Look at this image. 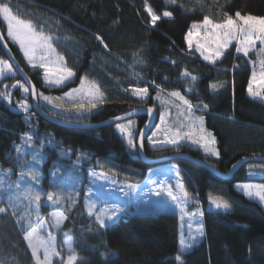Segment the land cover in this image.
<instances>
[{"label": "trees", "instance_id": "16d2710c", "mask_svg": "<svg viewBox=\"0 0 264 264\" xmlns=\"http://www.w3.org/2000/svg\"><path fill=\"white\" fill-rule=\"evenodd\" d=\"M10 1L18 4L14 8L41 13L55 21L75 41L72 50L55 42L74 75L60 86H46L39 70L30 69L16 44L7 38L5 23L0 18V29L7 44L37 91L60 94L85 77L97 83L105 95L103 102L86 116L68 119L97 122L149 104L156 108L158 117L161 109L156 101L149 97L140 101L129 96V91L124 89L129 84L123 82V74L109 67L108 62L113 61L117 66L133 69L150 93L161 91L169 95L179 91L194 106L198 117H203V126L215 137L219 152L218 157L206 155L185 141L175 146L149 148L146 138V155L159 157L184 151L225 171L243 155L264 152L259 150L260 140L264 141V125L253 119L260 98L249 95L243 75L253 67L258 53L251 51L245 56L236 52L235 43H230L223 55L210 62L191 48L180 49L160 40L162 35L183 39L189 26L204 16L222 20L224 13L234 16L239 11L242 15L264 17V0H176L175 3L148 0V5L161 17L155 24V35L149 34L151 18L139 0ZM164 11H170L172 16L164 17ZM0 58H5L1 47ZM138 60L143 63L142 67L135 64ZM185 70L191 75L182 76ZM191 76L197 79L193 81ZM18 79L21 80L17 74L0 77V93L4 94L0 95V167L17 162L16 147L29 140V136L26 162L30 144H42L40 174L45 179L52 171L66 170L69 160L81 164L83 173L86 168L97 169L131 184L142 182L152 168L175 165L185 191L202 210L203 235L183 251V264H264V208L234 186L247 181L264 184V175H248L245 169L248 164L264 166V163L249 162L227 179L177 157L145 163L137 156L135 146L130 147L119 134L116 123L86 129L67 128L44 120L31 105L29 115L16 109L14 101H7L5 96H17V89L11 91V85ZM211 84L217 87L213 89ZM28 100L30 104L29 93ZM129 119L135 122L137 133L145 116ZM226 131L233 137L232 153L224 147L223 132ZM209 196L225 199L230 208L224 211L207 207ZM48 208L49 203L41 205L43 211ZM66 209L61 230L69 235L79 256L75 264H178L175 257L180 232L175 212L135 211L129 205L117 220L102 228L93 216L81 209L70 210L69 204ZM108 249L115 252L101 255L102 250ZM0 264H37L8 210L0 212Z\"/></svg>", "mask_w": 264, "mask_h": 264}, {"label": "rangeland", "instance_id": "374dc122", "mask_svg": "<svg viewBox=\"0 0 264 264\" xmlns=\"http://www.w3.org/2000/svg\"><path fill=\"white\" fill-rule=\"evenodd\" d=\"M139 1L142 4H145V0H139ZM5 2H7L10 5L13 14L17 15L21 19L30 20L37 27L38 30L42 29L45 35H48L52 38V44H53V47L56 49V53H52L49 55V58L51 60L55 61L57 54H59L60 56H63L56 48L55 42L65 45L70 50L74 49L75 41L73 40V38H71L69 34H66L65 32L61 31L58 28L55 21L49 19L45 15L41 16V13L29 12L28 10H24L23 8L22 9L14 8L18 5L16 2H13L10 0H5ZM147 3H148V0H147ZM24 14L26 15V17L23 16ZM247 15H250V14H247ZM251 16L260 17V16H255V15H251ZM233 17L235 18V15ZM212 20L214 22H221L223 19L222 20L212 19ZM4 23H5V28H6L5 34L7 35V25H6V22ZM155 27L156 26L153 25L152 23L150 24V32H149L150 35H155V31H156ZM203 35H204V32L202 29L200 30L199 35L194 34L193 45L191 47V49L195 50L200 56L201 54L199 51L196 50L195 44H196V40L203 37ZM7 38L11 42H13L8 36ZM160 40L161 42L167 41V42H170L171 44H175L180 49H183L185 47L189 48L185 40V36L183 39H177L175 37H171V36L167 37L166 35H162V38ZM231 43L236 44L235 41H232ZM18 46L17 48H18L19 53L22 56L23 61L27 64V66L30 69L36 68L39 70L40 78L44 85L56 87V86L62 85L63 83H65L66 81L72 78L70 77L66 79L60 85L46 83L44 80V69L38 66V58H39V55H41L42 53L40 52L37 53V66L33 67L25 59L23 52L20 50V47ZM210 47H215V45L214 44L210 45ZM251 51H256L259 57L254 62L253 67H250V69H247V71L243 74L245 75L247 89H248L249 79L251 78L253 71H255L257 75L259 76V73L261 71L260 60L264 59V54L260 53L259 41H257L256 47L251 49L249 52ZM201 57L203 58V56ZM0 59L6 60L5 58H0ZM103 62L104 60H102V63ZM108 63L111 69L113 67L114 69H116V71H119L120 73L123 74V82H126L129 84V86L124 87V89L129 91L130 97L136 98L140 101H144L145 99L149 97L153 99L154 101H156V103L159 105L161 109V111L158 114L157 121L154 124V127L148 134V137H152L153 141H156V143H149L148 137H146L147 146L149 148H153L156 146H162V145L174 146V145H177L185 141L187 143H190L191 145L199 146L202 149V153L206 155H211L210 153H205L204 148L201 147L200 143H193L192 139H189L186 136L179 139L176 144H169L165 142V136L168 135L169 137H171L173 134L171 131L168 130L169 127H172L174 131L175 128L180 127L181 124H184L185 127L182 128V132L186 133L189 131V128L187 127V125L190 123V121L186 119L187 106L183 105V103L177 100V98L171 97L170 95H167V93L161 92V91L150 93L148 90L147 95L144 96L143 98L135 95L133 92V89L145 88V87L141 83L142 80L132 72L133 69L130 66L129 67L132 69L131 71L126 66H123L124 68H122L120 66H117L115 63H113V61L108 62ZM63 64H65L68 67V65L66 64L65 57H64ZM135 64H137V66L139 67L143 66V63H141V61L139 60L136 61ZM9 74L13 75L15 74V71L14 70H12L11 72L5 71L3 74H0V77L9 75ZM85 80H86L85 89H87L89 84H92V83H94L98 87L97 83L90 81L87 78H85ZM17 81H20L21 83H23L21 80L18 79L14 81L13 84L11 85V91L13 88L17 89V92L15 93V95L17 96L12 97L10 95H6L8 99L6 98L5 99L7 101L9 100L14 101L16 109L23 111L24 113L26 112L29 115V107H30L29 100H28L29 92H24L19 87V85L16 83ZM257 83L258 82H254L253 84L254 89L256 88ZM13 85H16V86L13 87ZM80 86H81V78L76 86H73L60 94H49V93H44L38 90L37 92L38 102L44 108H46L47 110H49L50 112L56 115L63 116L65 118H75V119L82 118L83 116H86L93 109V108L87 107V98H83L82 94L80 95L74 94L75 102H79L83 98L84 103H85V108L76 109L72 107V103L74 101L70 99L69 97L64 96L65 93L69 92L72 89L80 88ZM99 91L100 93H102L100 88H99ZM41 93L44 96L53 98V102L48 103L45 100H43L40 97ZM104 96L105 95L103 94L102 98L98 99L96 106L100 104L101 101L103 102ZM56 97H62V99L57 101L54 99ZM255 97L260 98V105L257 111L255 112L253 119L256 123L264 125V97L262 96H255ZM24 101L27 102V110H24L18 107V105ZM162 112L165 114L166 123L164 125H161V113ZM192 116L198 117V113L195 112V110H193ZM129 121L133 122L130 129H128L132 132V139H133L134 137L133 135H135L136 133L135 132V129H136L135 122L133 121V119L121 121L115 124V128L117 129L119 134L126 139L127 142L128 140L126 138V133H121L119 129L116 127V125L121 124V125L127 126ZM157 125H161V128L159 130L157 129ZM195 126L196 128H199L200 121H196ZM207 132H210V131L207 130ZM153 133H157V135L153 136ZM223 136H224V147L228 149L229 153H232L234 149V143H233V137H232L231 132L229 131L223 132ZM193 139H198V133L193 136ZM28 141L29 140L26 139L25 142H22L21 145H18L20 148L19 152H17L18 146L16 147L15 154H16L17 162L7 167H0V207H3L5 211L8 210L10 212L20 233L22 234L23 240H24L25 233L28 231H31L32 228H38L39 235L43 236L44 238H49V234H51V237L54 238L57 251H59L62 254V258L66 260L67 255H68V249L65 246V240L66 239L71 240V238L66 232H63L61 230L62 223L59 225V227L52 226V224L54 223V219H55L52 216V214L62 212L65 217L66 214L64 211L67 210L66 204H69L70 210H73L75 208L81 209L88 215H90L89 205L94 204L95 208L92 209L93 214L91 216L95 218V221H96L95 213L98 212L101 208L110 207L112 205H118L121 209H123V211L119 212L117 216L113 218L112 221H106L107 225L113 222L114 220H117L119 216L125 211V208L129 207V205L135 211L146 210V211L154 212L158 210H169V211L175 212L178 216V225H179V232H180V240L178 242V252H180L182 239L186 243H189L191 235L196 236L195 242L202 237L196 231L197 228L199 227H202L203 229L202 219H201V213H202L201 206L195 203L193 198H191L188 195L187 197L188 202L186 204H183V203L181 204V207L184 208V214H183V220H182L181 212H180V209L176 207V202L172 201V199L167 195V192L164 190L170 186L173 193L177 194L178 197L182 196V193H180V190L177 188L178 184H182V180L180 178L178 168L173 167L172 164L171 165L165 164L166 166H162V168L167 167L166 169H162L160 167L153 168L154 170L150 173L146 182L140 185H137V184L134 185V184H131L125 181L117 180L112 175L104 174L102 172H95V171L90 170L89 168H86V171H84L85 173H83L81 164H78L77 162L72 161V160H69L67 162L66 170L64 169V171H54V172L52 171L51 176L45 179L43 177L44 174L43 173L40 174L42 144H38V143L30 144V149L28 152L27 162H26ZM259 143H260L259 150L260 151L262 149L264 150V141L260 140ZM129 146L133 147L132 145H129ZM210 147H213L216 150L215 145H211ZM250 165L253 166L251 169L249 168ZM245 169L248 175H254V176L264 175V166L262 165L248 164L245 166ZM30 171L37 174L35 180H33L31 176L28 175ZM250 172L252 174H250ZM90 173H95V175H90ZM161 182H163V184H161ZM17 184L20 185L19 188H17ZM241 184H260V183H257L255 181L235 183L234 186L245 194L242 188L237 187V185H241ZM29 192H31V195H29ZM36 192H39L41 194V199L39 202H36L32 199V196ZM48 192L59 194L62 198L57 202H53V201L47 202ZM26 196H28V198H25ZM246 196L255 199L264 208V202L260 201L258 197L249 196V195H246ZM9 197H11V202L9 200ZM209 197L206 203L207 207L214 209V210H224V211L230 208L229 207L227 209H223V208L217 209L215 207V204L210 201ZM213 198L222 199L220 197H215V196ZM222 200L226 201L225 199H222ZM43 203H49V208L46 209V211H43L41 209V205ZM41 220L45 222L43 225H40L39 223V221ZM190 224H191V228L189 227ZM24 242L26 243L28 247V243L25 240ZM187 248L185 250H187ZM28 249L32 254V250L29 247ZM113 252H115L114 249L102 250L101 255L102 254L107 255ZM39 256L42 260L43 259L42 250L39 253ZM78 258L79 256L77 254V259ZM34 260L36 261L35 258ZM52 260H53V264H61V256H54L52 257Z\"/></svg>", "mask_w": 264, "mask_h": 264}, {"label": "snow or ice", "instance_id": "6c2138e0", "mask_svg": "<svg viewBox=\"0 0 264 264\" xmlns=\"http://www.w3.org/2000/svg\"><path fill=\"white\" fill-rule=\"evenodd\" d=\"M176 0H165V3H175ZM145 10L150 16V23L153 25L156 24L157 20L161 17L158 16L153 9L148 5L147 0H145ZM164 17H171L172 13L170 11H164L162 13ZM0 18L7 25V36L19 45L20 50L23 52L25 59L28 61L30 65L33 67L37 66V53H42L38 58V66L44 69V80L46 83L60 85L66 79L72 77L74 75L73 70L63 64L64 57L59 54L56 55V60L53 61L49 58V55L52 53H56V49L53 47L52 38L48 35H45L44 32L38 30L37 27L30 21L19 18L17 15L13 14L10 5L5 2V0H0ZM203 30L204 35L200 39L196 40V50L200 52L201 56L207 61L214 62L221 55H223V50L227 49L229 44L232 41H235L236 44V52L243 53L245 56L248 55L249 51L256 47L257 41H259L260 45V53L264 54V17H254L251 15H241L239 11L235 13V18L228 14L224 13V18L221 22H214L208 16H204L202 21L193 22L189 28L188 32L185 35V40L189 46V48L193 45V37L195 35H199L200 30ZM3 37H0L2 39ZM98 40H101L99 36H97ZM103 41L101 40V43ZM215 45V47H210V45ZM105 47H107L105 45ZM207 53V54H206ZM261 71L259 76L255 71H253L251 78L248 83V93L251 96H262L264 97V59L260 60ZM13 70V66L4 59H0V74H3L5 71L11 72ZM182 76H189L190 73L187 70L181 73ZM191 79L195 81L197 77L191 76ZM254 82H258L256 88H253ZM19 87L24 91L28 92L29 89L25 87L23 83L20 81L16 82ZM30 83V82H29ZM86 80L84 77H81V86L80 88L72 89L69 92L65 93V97H69L74 102L72 103V107L76 109L85 108V103L83 98H87V107L95 108L98 99L102 98V93H100L99 88L94 84H89L88 88L85 89ZM16 85H13L15 87ZM157 87H159L157 85ZM210 87L215 89L217 87L216 84H211ZM189 91L191 89H188ZM135 95L143 98L147 95L148 89L145 88H135L133 89ZM74 94L80 95L82 94V99L79 102H75ZM0 95H4L0 93ZM33 97L36 96L35 89L33 87L32 90ZM171 97L178 98L183 105L187 106V116L186 119L190 121L187 125L189 131L186 133L182 132V128L185 127L184 124H181L180 127L175 128L173 131L172 127H169V131L173 134L171 137L168 135L165 136V142L169 144H176L177 141L184 136L189 139H192L193 143H200L201 147L204 148L205 153H210L213 156H219V152L216 151L211 145H215V137L212 133L207 132V130L203 127V117H193L192 111L194 106L185 99L183 95L179 91H172L169 94ZM40 97L48 103L53 102V98L48 96H44L42 93ZM8 99V97H5ZM55 100L59 101L62 97H56ZM102 102V101H101ZM62 106V105H61ZM18 107L27 110V102H21ZM206 108L207 105H204ZM148 112L151 113L152 109L149 108ZM183 114V113H182ZM116 119H120L117 117ZM200 121L199 128H196L195 122ZM132 121L128 122V125L117 124L116 127L119 129L121 133H126V138L128 140L129 145L134 146L132 139V132L130 129L132 125ZM165 114L161 113V125H164ZM161 125H157V129L161 128ZM198 133V139H193V136ZM157 135V133H153V136ZM29 140L31 137H28ZM149 143H156L153 141L152 137H148ZM20 151V148L17 147V152ZM253 166L250 165L251 169ZM250 174H252L250 172ZM29 176L33 180L36 179L37 174L33 172L28 173ZM90 175H95V173H90ZM163 184V182H161ZM20 185L17 184V188ZM131 187V186H130ZM237 187L242 188L246 195L258 197L260 201L264 202V184H241L237 185ZM177 188L182 193V196L178 197L177 194L173 193L171 187H167L164 189L167 192V195L172 199V201L176 202V207L180 209L181 219L183 220L184 208L181 207V204H186L188 202L187 197L188 193L184 190L182 184H178ZM31 195V192H29ZM25 198H28L26 196ZM62 197L59 194H55L53 192L47 193V199L49 201L57 202ZM32 199L36 202H39L41 199V194L36 192ZM210 201L215 204L217 209L223 208L227 209L230 205L223 201L222 199L209 197ZM11 202V197H9ZM95 208L94 204L89 205V214L92 215V209ZM5 209L0 207V212H4ZM123 211L118 205H112L110 207L101 208L98 212L95 213L96 221L100 225V227H107L106 221H112L114 217L117 216L119 212ZM52 216L55 218L53 227H59L62 223L64 217L62 212L53 213ZM40 225H43L45 222L43 220L39 221ZM191 228V224L189 225ZM197 233L199 235H203L202 227L197 228ZM24 240L28 243V247L32 250V255L36 259L37 264H53L52 257L61 256V264H75L77 261V254L75 249L72 247V243L70 239L65 240V246L68 249L67 259L64 260L62 258V254L57 251L54 238L49 234V238H44L39 235L38 228H32L31 231H28L24 235ZM196 236L191 235L190 242L186 243L183 239L181 240V248L180 252L176 255L175 259L178 264H183L182 262V253L183 251L191 246V243L195 242ZM43 251V259L41 260L39 253ZM103 255V254H102Z\"/></svg>", "mask_w": 264, "mask_h": 264}, {"label": "water", "instance_id": "95a60500", "mask_svg": "<svg viewBox=\"0 0 264 264\" xmlns=\"http://www.w3.org/2000/svg\"><path fill=\"white\" fill-rule=\"evenodd\" d=\"M0 37H3L2 39H0V47L2 49L5 59L13 66V70L15 71V74L19 76V78L22 80L25 86L29 89L28 92H29L30 105H31L32 110L44 120H47L49 122H52L62 127L85 128L86 129V128L102 126L105 124L118 123V122L124 121L126 119H129V118H132L138 115H144L145 120L136 133L135 150H136L137 156L145 163H157V162L167 161L175 157L182 158L192 163L198 164L212 171L215 175L221 178H224V179L230 178L240 167L245 166L249 162L264 163L263 153L243 155L235 159L233 162H231L227 170L222 171L218 169L217 167H215L214 165H212L211 163H209L207 160L197 157V156H193L184 151H175L170 154L159 156V157H151V156L146 155V153L144 152V140L146 139L148 132L151 130V128L153 127L157 119V110L154 106L150 104L138 106L136 108H133L129 111H126L114 117H110V118L97 121V122H86V121H81V120H73V119H68V118L56 115L39 104L38 99H37V88L35 87L34 83L30 79L26 71L18 63L12 50L10 49L9 45L7 44L4 38L1 29H0ZM33 87L36 93L35 97H33L32 95ZM149 108L152 109L151 113L148 112ZM117 117H120V119H116ZM48 201L49 200H47V202Z\"/></svg>", "mask_w": 264, "mask_h": 264}, {"label": "crops", "instance_id": "0c3cea01", "mask_svg": "<svg viewBox=\"0 0 264 264\" xmlns=\"http://www.w3.org/2000/svg\"><path fill=\"white\" fill-rule=\"evenodd\" d=\"M16 44V43H15ZM17 46H18V44H16ZM19 47V46H18ZM174 106V105H173ZM188 144H190V143H188ZM191 145V144H190ZM175 146V145H174ZM191 146H194V145H191ZM195 147H197V148H199V150H201V152H202V149L199 147V146H195ZM204 154V153H203ZM212 156V155H211ZM171 165V164H170ZM164 166H166V165H164ZM169 166V165H168ZM173 167H176L175 165H172ZM161 168V167H160ZM167 167H164V168H162V169H166ZM168 168H170V167H168ZM154 169L152 168V169H150L148 172H147V176H146V178L142 181V182H140V183H138L137 185H140V184H142V183H145L146 182V180H147V178L149 177V175H150V173L153 171ZM93 171H95V172H100V171H98V170H93ZM114 177V176H113ZM126 182V181H125ZM135 185V184H134ZM145 185V184H144Z\"/></svg>", "mask_w": 264, "mask_h": 264}]
</instances>
